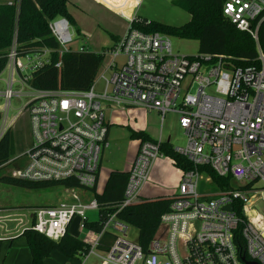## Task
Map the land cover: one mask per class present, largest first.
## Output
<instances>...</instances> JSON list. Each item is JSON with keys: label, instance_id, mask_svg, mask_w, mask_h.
Here are the masks:
<instances>
[{"label": "built area", "instance_id": "2783aa9c", "mask_svg": "<svg viewBox=\"0 0 264 264\" xmlns=\"http://www.w3.org/2000/svg\"><path fill=\"white\" fill-rule=\"evenodd\" d=\"M222 13L254 39L255 63L240 66L225 55L175 53L167 34L131 27V18L113 45L100 51L103 59L88 89L40 90L28 86L27 79L49 62L50 51L18 57L12 43L5 66L6 86L0 92L4 101L0 136L18 113L25 112L31 144L24 163L14 166L10 176L29 181L72 178L90 190L96 185L100 158L108 146L106 110L139 107L156 111L161 119L172 112L183 130L185 144L173 150L192 168L181 169L177 193L160 215L147 250L137 239L128 238L127 223L113 213L103 225V230L115 235L110 247L95 253L100 234L91 232L94 239H84L90 250L83 255L96 254L100 264H264V220L257 226L250 214V206L264 191V52L258 43L264 0H225ZM48 28L59 54L85 50L74 46L65 17L50 20ZM60 63L55 66L59 68ZM15 76L28 91L13 90ZM12 97L26 100L17 114L8 117ZM160 142H140L118 208L140 199L149 166L162 155ZM203 166L218 176H229L231 187L200 193V181L212 183L210 176L202 178L199 168ZM257 182L263 187L256 188ZM64 188L69 199L36 207L32 213V228L55 241L73 218L81 219L83 228L86 212L98 210L94 196L84 200L74 192L75 187Z\"/></svg>", "mask_w": 264, "mask_h": 264}, {"label": "trees", "instance_id": "16d2710c", "mask_svg": "<svg viewBox=\"0 0 264 264\" xmlns=\"http://www.w3.org/2000/svg\"><path fill=\"white\" fill-rule=\"evenodd\" d=\"M177 4L189 14V20L179 26H173L154 20L134 17L131 27L142 31H158L167 35L198 41V53L211 56L225 55L235 65L248 66L255 63L257 48L254 39L243 30L238 29L222 13L225 0H176ZM69 0H16L15 3L0 4V73L5 69L7 53L15 43L18 57L28 53H38L43 49L50 51L49 62L31 72L27 84L31 88L53 90L88 89L102 62L100 52L70 50L59 54V46L51 36L48 28L50 20L62 16L71 24L74 22L68 10ZM258 43L264 52V19L258 27ZM60 60V67L55 63ZM1 119V113H0ZM130 137L153 140L143 131L130 130ZM160 152L169 157L180 169H190L192 165L184 157L173 150L168 141H161ZM14 155V137L10 127L0 136V168ZM199 170L210 176L217 189L231 187L229 176H218L208 166ZM98 176V173H97ZM96 176V181H97ZM128 178V171H110L103 190L98 193L96 185L90 188L98 202V219H84L83 229L100 234L94 248L97 251L107 250L115 235L103 230L108 217L115 213L116 217L137 229V241L147 250V245L155 234L160 215L169 209L171 196L140 198L136 202L118 208L123 198V191ZM0 181L9 185L39 189L50 186L78 187L74 179L29 181L3 175ZM33 222V220H32ZM21 236L26 239L32 264H45L44 258L52 252H59L67 258L77 254L88 253L90 245L82 238L66 231L58 240H52L35 231L32 226L25 228ZM98 247V248H97ZM242 247L240 246L239 249Z\"/></svg>", "mask_w": 264, "mask_h": 264}, {"label": "rangeland", "instance_id": "374dc122", "mask_svg": "<svg viewBox=\"0 0 264 264\" xmlns=\"http://www.w3.org/2000/svg\"><path fill=\"white\" fill-rule=\"evenodd\" d=\"M69 4V6L72 7V4ZM91 5L93 8H85L83 5V10L80 11L79 19H77L78 22L70 23V26L73 39L76 41L74 46H83L86 51L96 52L100 51L106 45L109 46L113 39L111 35L122 31L123 28H125V21L118 14L105 10L96 4ZM136 5L134 15L138 18L154 20L173 26H179L189 20V14L177 4L176 0H140ZM86 6H89V4ZM80 7H82V5H80ZM86 11L88 12L86 13ZM77 27H81V29L82 27L85 28L89 31L90 35L83 34L82 30H77ZM168 36L175 53L187 56L196 55L198 53L197 40L184 39L172 35ZM22 60L23 59H20V61ZM5 77H7V71L4 69L0 73V90L5 88V84L3 83ZM14 78L17 79V76ZM20 88H22L23 91L29 90L27 85L14 83L13 90H19ZM25 100L26 98L24 97L22 100L17 97H12L8 109V117L17 114L18 109ZM3 102V98H0L1 106ZM135 108L136 107H129L124 110L110 109L105 111V121H109L111 125L109 130V145L103 151L102 166L105 164L107 166H115V168H121V166H123V162L134 148L135 138L130 137V130L134 128V126H149V128L154 130L153 136L156 138H163L166 140L168 136H170V142L174 146H183L185 144V136L183 130L178 125V116L175 113L167 112L165 118L161 119L159 114L153 113L154 111L145 113ZM17 117L18 129L15 134L17 151H15V155H13V158H16L12 163L0 168V177L3 175H11L14 166H20L24 163V153L31 144L26 113H18ZM161 120H163L162 123ZM201 175L202 178L207 176L205 173ZM254 186L260 189L263 187V184L262 182H257ZM98 188H100V184ZM216 189L213 183L205 184L204 181H200L198 186L200 193H212ZM73 190L78 194H82L83 190H85L86 192L84 194L88 199L92 196L91 190L83 189L79 186L75 187ZM69 195L70 193L62 186L56 185L46 188L30 189L9 185L0 181V204L1 206H5L9 213L13 214L9 222L6 223L7 229L13 228L15 222L12 220H17V218L23 219V217H18V214L27 213V218L30 219L29 215L33 213L36 207L58 203L66 200L65 198L69 197ZM86 198L83 199L88 200ZM250 207L253 208L250 214L254 219L255 225L260 226L264 220V191L261 193V198ZM86 216L88 221H95L99 217L98 210H88ZM27 224L29 226L30 222ZM80 224L81 219L77 217L73 218L67 231L74 236L86 239V235H84ZM127 226L129 229L128 238L136 240L137 229L129 224H127ZM87 240H93L92 234L88 235ZM95 253L101 254L102 252L95 251ZM3 256L4 254L0 255V260ZM65 259L64 255L55 251L48 264H81L84 262L85 264H100V258L96 254H77L72 260L67 259L68 261H66Z\"/></svg>", "mask_w": 264, "mask_h": 264}, {"label": "crops", "instance_id": "0c3cea01", "mask_svg": "<svg viewBox=\"0 0 264 264\" xmlns=\"http://www.w3.org/2000/svg\"><path fill=\"white\" fill-rule=\"evenodd\" d=\"M139 1L140 0H90V1L89 0H69L67 7H68L70 14L73 17V20H74L73 23L78 22L77 19H79L80 11L83 10V5L85 8L87 7L93 8L91 4H96L98 6H101L105 10H109L110 12L118 14L125 21V26H124L125 28H123V30L117 34H112L111 36L113 37V39L111 43L109 44V46L106 45L105 47H103L101 49L103 50L105 48L112 46L113 43L119 38V36L123 34L125 29L127 28V25L130 19L136 17L134 15V10L137 6L136 4ZM15 2L16 0H0V4H10V3H15ZM69 3L72 4V7L69 6L70 5ZM88 4L89 6H86ZM80 5H82V7H80ZM87 12L88 11H86V13ZM79 29L80 31L82 30L83 34L90 35L89 31H87L85 28L82 27L81 29V27H77V30ZM100 51H96V52H100ZM6 79L7 77L3 79V83L5 84V86H6ZM15 83L18 84V76H17ZM1 91L2 90H0V92ZM0 107H1V103H0ZM135 109L142 110L145 113L153 112V111H146L139 107H136ZM153 113L158 114L156 111H154ZM26 120L28 123L27 114H26ZM17 121H18V117H16L10 125L12 132H13V137H14V155H15V151H17L16 150L17 142L15 138V134L17 133V129H18ZM162 121L163 120H161V123ZM107 123H108V139L107 140H108V145H109V130H110L111 124L109 123V121ZM27 125L29 129V124ZM132 130L143 131L146 135L149 136V138L153 140L170 142V136H168L166 140H164L163 138H156L155 136H153L154 130L149 128V126H140V125L134 126ZM140 142H141L140 139H135L134 148L128 154L121 168H115V166H107L106 164L102 166L103 164L102 163L103 162L102 160L103 152H102V155L100 158L99 169H98L97 181H96V191L98 193H100L103 190V187L106 183V180L108 178L110 171L112 170L128 171L130 169ZM181 172H182L181 169L176 167L169 157L164 156L162 154L161 156L155 158L149 166L146 181L141 185L139 189V194H138L139 198H150L151 199V198H155L159 196L174 195L175 193H177L178 184H179V180L181 177ZM99 184H100V188H98ZM85 192L86 191L83 190L82 194H79L82 199L86 198V195L84 194ZM91 195L93 196V194ZM69 198H70V195L69 197H66L65 199L67 200ZM51 204L53 205L57 203H51ZM26 214L27 213L18 214V217H23V219L17 218V220L16 219L12 220L15 222L13 228L7 229L6 223L9 222L13 214L9 213L8 209L5 208V206H1L0 204V255L4 254L2 259L0 260V264H32L28 244L26 242V239L23 236H21V233L25 228L32 226V220H33L32 213L29 215L30 219L27 218ZM28 222H30L29 226L27 224ZM82 231L84 232V235H86V239L88 238V235L91 234V232L85 231L83 228H82ZM53 253L54 252H52L49 256L44 258L45 264L49 263V260L51 259V256ZM65 258H66L65 259L66 261H68L67 259L72 260V258H67V257ZM81 264H85V262Z\"/></svg>", "mask_w": 264, "mask_h": 264}, {"label": "water", "instance_id": "95a60500", "mask_svg": "<svg viewBox=\"0 0 264 264\" xmlns=\"http://www.w3.org/2000/svg\"><path fill=\"white\" fill-rule=\"evenodd\" d=\"M226 209H228V210H230L231 209V206L230 205H228V206H226ZM242 260H244V258H242ZM246 264H256V263H254V262H248V261H244Z\"/></svg>", "mask_w": 264, "mask_h": 264}, {"label": "bare ground", "instance_id": "6f19581e", "mask_svg": "<svg viewBox=\"0 0 264 264\" xmlns=\"http://www.w3.org/2000/svg\"><path fill=\"white\" fill-rule=\"evenodd\" d=\"M129 171V170H128ZM95 187V186H94ZM93 188V187H92ZM93 239H94V236L92 235ZM93 241V240H92ZM98 248V247H97Z\"/></svg>", "mask_w": 264, "mask_h": 264}]
</instances>
